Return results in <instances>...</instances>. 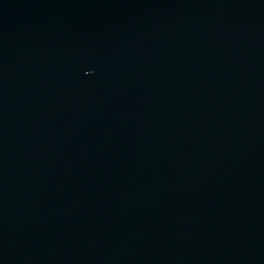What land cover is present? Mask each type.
<instances>
[{
    "label": "water",
    "instance_id": "obj_1",
    "mask_svg": "<svg viewBox=\"0 0 264 264\" xmlns=\"http://www.w3.org/2000/svg\"><path fill=\"white\" fill-rule=\"evenodd\" d=\"M0 264H264V0H0Z\"/></svg>",
    "mask_w": 264,
    "mask_h": 264
}]
</instances>
